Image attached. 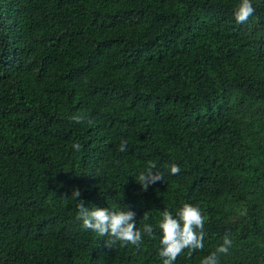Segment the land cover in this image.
I'll return each mask as SVG.
<instances>
[{
	"label": "trees",
	"instance_id": "obj_1",
	"mask_svg": "<svg viewBox=\"0 0 264 264\" xmlns=\"http://www.w3.org/2000/svg\"><path fill=\"white\" fill-rule=\"evenodd\" d=\"M240 3L0 0V264H162L158 223L185 203L204 246L175 264L225 235L219 264H264V0L243 24ZM149 162L165 179L145 191ZM74 188L135 212L142 243L84 230Z\"/></svg>",
	"mask_w": 264,
	"mask_h": 264
},
{
	"label": "clouds",
	"instance_id": "obj_2",
	"mask_svg": "<svg viewBox=\"0 0 264 264\" xmlns=\"http://www.w3.org/2000/svg\"><path fill=\"white\" fill-rule=\"evenodd\" d=\"M255 8L252 0H241V3L234 10V17L237 23L243 24L249 20L254 14ZM72 120L79 123L82 117L73 116ZM89 123H92L89 121ZM127 141L121 140L119 151H125ZM72 147L77 151H81L82 146L75 143ZM156 165L149 162L147 168L137 177V183L146 191L149 185L155 184L165 179V176L154 171ZM169 171L172 175H177L180 168L177 164H171ZM81 191L74 188L70 196L63 198H71L77 200V214L75 220L81 222V227L84 230H91L93 233L107 237L106 247L113 249L117 244L121 246L132 245L138 247L142 243V233L137 229L135 223L136 213L129 210L113 211L108 208H96L85 206V202L80 199ZM147 218V214L144 216ZM204 224L205 217L199 207L185 203L174 217L167 210L162 213V220L158 223L159 229L163 235L160 240L161 248L158 252L162 260V264H175L177 258L184 252L185 249L195 251L203 249L204 240ZM143 231L151 235L153 227L145 225ZM232 241L225 235L223 243L216 248L207 257L203 258L201 264H219L220 255H228Z\"/></svg>",
	"mask_w": 264,
	"mask_h": 264
}]
</instances>
